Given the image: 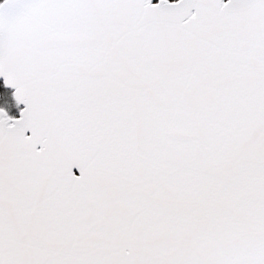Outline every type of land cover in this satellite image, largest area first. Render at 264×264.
<instances>
[{
    "label": "snow or ice",
    "instance_id": "snow-or-ice-1",
    "mask_svg": "<svg viewBox=\"0 0 264 264\" xmlns=\"http://www.w3.org/2000/svg\"><path fill=\"white\" fill-rule=\"evenodd\" d=\"M0 264H264V0H0Z\"/></svg>",
    "mask_w": 264,
    "mask_h": 264
},
{
    "label": "rangeland",
    "instance_id": "rangeland-1",
    "mask_svg": "<svg viewBox=\"0 0 264 264\" xmlns=\"http://www.w3.org/2000/svg\"><path fill=\"white\" fill-rule=\"evenodd\" d=\"M11 114L15 115V112L13 111V113H11Z\"/></svg>",
    "mask_w": 264,
    "mask_h": 264
}]
</instances>
